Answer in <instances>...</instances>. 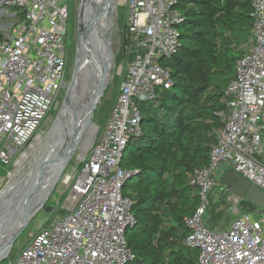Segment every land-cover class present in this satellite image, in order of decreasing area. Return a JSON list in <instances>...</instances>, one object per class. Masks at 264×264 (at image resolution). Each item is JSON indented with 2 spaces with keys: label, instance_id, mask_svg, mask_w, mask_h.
<instances>
[{
  "label": "built area",
  "instance_id": "1",
  "mask_svg": "<svg viewBox=\"0 0 264 264\" xmlns=\"http://www.w3.org/2000/svg\"><path fill=\"white\" fill-rule=\"evenodd\" d=\"M127 15L119 28L120 89L90 154L67 177L56 215L8 264H128L126 232L134 201L123 195L131 173L121 169L130 136L140 132V104L174 85L160 59L181 46L185 18L179 0H119ZM251 49L240 56L225 89L223 126L209 163L188 175L199 205L185 218L184 244L198 250L194 264H264V209L255 208L227 228L210 229V193L233 170L264 190V0H252ZM0 163L10 167L39 134L68 87V0H0ZM13 17V18H12ZM225 165V168L222 166Z\"/></svg>",
  "mask_w": 264,
  "mask_h": 264
},
{
  "label": "trees",
  "instance_id": "2",
  "mask_svg": "<svg viewBox=\"0 0 264 264\" xmlns=\"http://www.w3.org/2000/svg\"><path fill=\"white\" fill-rule=\"evenodd\" d=\"M177 7L185 18L181 46L161 62L174 85L140 104V132L130 136L120 162L131 173L123 195L134 201L135 223L126 232L134 258L128 264L197 261V251L184 244L185 218L199 205L188 175L209 163L215 132L223 126L218 114L225 109V89L251 39L252 0H179ZM211 208L212 201L207 222L214 230L221 218ZM252 209L239 202L240 213Z\"/></svg>",
  "mask_w": 264,
  "mask_h": 264
},
{
  "label": "water",
  "instance_id": "3",
  "mask_svg": "<svg viewBox=\"0 0 264 264\" xmlns=\"http://www.w3.org/2000/svg\"><path fill=\"white\" fill-rule=\"evenodd\" d=\"M93 0H83L80 9V21H79V45L78 54L75 63V70L73 74L72 81L68 84L65 102L60 109L57 118L51 127L50 131L46 135L45 139L51 141L55 148L61 146L62 151L57 157L52 156L48 160L36 161L35 164L30 166L29 170L22 173V177H19L16 184L10 187L9 184L0 192V229L2 225L6 223L9 216L13 213L15 206L12 203L20 195V190L22 186L26 183L27 179L30 182H35L41 179L39 184L42 186V193L40 199L31 208L26 210L20 221L12 226V229L4 237L3 245L0 247V261L7 258L9 253L17 241V239L22 235L27 226L33 220V218L45 207L47 201L49 200L56 184L60 180L64 170L66 169L74 150L80 144L82 136H84L85 128L92 124V120L98 107L102 101L105 91L108 88L109 83V69L101 70V76L98 77L96 83L92 84L90 80L86 79L88 77V63L91 67L99 68L100 70V56L97 54V48L99 47L101 41H103V33L97 32V21L91 22L92 24L86 25L83 17L84 14H88V10H93ZM108 51L111 56V47L108 44ZM84 50V55L80 56V51ZM93 61L91 62L90 60ZM163 61V58L160 59ZM83 73V76H82ZM111 74V72H110ZM80 80H83V85L81 86V92L77 93L78 88L75 90L76 85L79 84ZM76 91V92H75ZM81 101V109L79 113H74L75 127H78V119L81 118L84 126L78 127L76 130L77 142L78 144L73 146H68L67 141L62 139L64 124H60L59 119L62 114L63 108L65 106L69 108L72 107L73 102ZM54 130V132H53ZM52 147V146H51ZM51 172V177L48 173ZM41 177V178H40ZM48 177V178H47ZM223 186L230 192V194L237 200L245 201L255 208L264 209V190L253 186L251 182L239 175L233 170H228L221 180ZM40 186V187H41ZM27 186H25L26 188ZM24 188V189H25ZM27 189V188H26ZM25 191H28L25 190ZM27 194V193H26ZM25 194V195H26ZM48 210V208H46Z\"/></svg>",
  "mask_w": 264,
  "mask_h": 264
},
{
  "label": "rangeland",
  "instance_id": "4",
  "mask_svg": "<svg viewBox=\"0 0 264 264\" xmlns=\"http://www.w3.org/2000/svg\"><path fill=\"white\" fill-rule=\"evenodd\" d=\"M83 0H68L69 5V21L67 24V36H66V55L68 60V84L72 81L75 63L78 54V45H79V21H80V9ZM116 10L114 13V21L112 19V25L108 22L106 27H109V39L114 56V67L111 71V78L108 83V88L105 91V94L102 98V101L96 111L94 118L92 120L93 125L96 126L97 130L94 134H91L86 141L81 140L80 144L76 147L73 152V155L64 170L60 180L56 184L49 200L47 201L45 207L33 218L30 224L27 226L22 235L17 239L13 245L9 256L0 261V264H8L9 258H13L15 254L24 248L32 237L44 226L47 222H50L56 215H58L57 210L61 207V203L65 198L62 196L63 193H67L68 184L67 177L70 176L76 167H79L81 162L90 154L91 149L99 135V131L105 121L107 120L111 109L117 100L119 89H120V76L118 71L121 67V60L118 53V37H119V28L122 26L126 19L127 8L125 5H120L119 0H116ZM112 18V17H111ZM10 21V19L8 20ZM6 17L0 15V23L4 24L8 22ZM114 23V26H113ZM245 47L241 50V53L244 54L251 49V40L245 42ZM99 69V68H98ZM222 83L220 78L214 77L215 83ZM67 91V90H66ZM65 91V93H66ZM65 95L60 100V103L57 108H54L52 112L49 113L48 119L44 122L39 134L35 139L29 144V146L20 153L18 157L15 158L10 167L4 166L0 163V192L12 181L19 179L22 169L26 172L30 168L31 162L35 159L36 152L33 150H40L39 145L35 146L39 138L44 139L51 127L53 126L57 115L64 105ZM67 119H70L68 116ZM36 148H35V147ZM44 146V145H43ZM33 149V150H32ZM27 154V155H26ZM24 158V159H23ZM21 164V165H20ZM225 168V165L222 166ZM22 170V171H23ZM23 171V172H24ZM22 172V173H23ZM19 173V174H18ZM210 198L212 201L211 215L215 218L217 215L220 216V220L217 221L218 227L227 228L231 222L237 217L241 216L242 213L238 210L239 200L233 197L230 193L222 190V187L215 188L210 193ZM48 208V210L46 209ZM215 221V219H214ZM196 250V249H195ZM198 252V250H196Z\"/></svg>",
  "mask_w": 264,
  "mask_h": 264
},
{
  "label": "bare ground",
  "instance_id": "5",
  "mask_svg": "<svg viewBox=\"0 0 264 264\" xmlns=\"http://www.w3.org/2000/svg\"><path fill=\"white\" fill-rule=\"evenodd\" d=\"M93 10H88V14H84L83 20L86 25L92 24L91 22L97 21V32L103 33V41H101L99 47L97 48V54L100 56V70L96 67H91L88 63V77L86 76L87 80H90L92 84L96 83V80L98 79L99 76H101V70H106L109 69V77L108 79L110 80L111 74L110 72L112 71V68L114 67V56L113 52L110 56L109 51H108V44H110V39H109V27H106V24L109 22L112 25V19L114 21V13L116 10V0H93ZM112 17V18H111ZM114 26V23H113ZM111 47V44H110ZM112 49V48H111ZM84 50L80 51V56L84 55ZM91 62L93 61L90 60ZM83 76V73H82ZM83 85V80H80L79 84L76 85L75 90L78 88L77 93L81 92V86ZM95 85V84H94ZM76 92V91H75ZM81 101H76L74 100L73 105L71 108L68 109L67 106L63 108L62 114L60 116L59 122L60 124H64V130H63V137L62 139L64 141H67L68 146H73L78 144L79 142L77 141V129L78 127L84 126L83 121L81 118L78 119V127H75V122H74V113H79V110L81 109ZM70 117V119H67V117ZM75 125V126H74ZM97 130L95 125H88L87 128H85L84 131V136H82V142L86 141L87 138L91 135L94 134L95 131ZM54 132V130H53ZM48 139H41L39 138L37 142L35 143L41 147V149L38 150H33V152H36L35 159L31 162L30 166L35 164L37 161H44L48 160L50 157L57 155H60V152L62 151V147L59 146L55 148V146L49 141ZM78 142V143H77ZM44 145V146H43ZM34 146V147H35ZM52 146V147H51ZM36 148V147H35ZM27 155V154H26ZM24 159V158H23ZM21 165V164H20ZM23 170V169H22ZM20 177H22V172ZM18 173V174H19ZM51 172L48 173V176L51 177ZM19 178V177H18ZM41 178V177H40ZM48 178V177H47ZM41 179H38L35 182H30V180L27 179L26 183L22 186L20 190V195L17 197V199L12 203L13 206H15L13 213L9 216L7 219L6 223L2 225V228L0 229V247L3 245V240L4 237L7 235V233L12 229V226L16 225L20 219L23 217V214L31 208L35 203L38 202L40 199V195L42 193V186L39 184ZM17 179L12 180L9 184L10 187H13L16 183ZM28 189V191L25 188ZM41 186V187H40ZM25 188V189H24ZM27 193V194H26ZM26 194V195H25Z\"/></svg>",
  "mask_w": 264,
  "mask_h": 264
},
{
  "label": "crops",
  "instance_id": "6",
  "mask_svg": "<svg viewBox=\"0 0 264 264\" xmlns=\"http://www.w3.org/2000/svg\"><path fill=\"white\" fill-rule=\"evenodd\" d=\"M4 14H16V16L13 18L14 20H23V12L20 10L11 9L7 11H1L0 15L4 17ZM264 160V158H263ZM223 190V189H222Z\"/></svg>",
  "mask_w": 264,
  "mask_h": 264
}]
</instances>
